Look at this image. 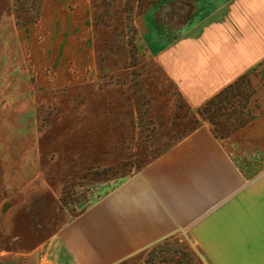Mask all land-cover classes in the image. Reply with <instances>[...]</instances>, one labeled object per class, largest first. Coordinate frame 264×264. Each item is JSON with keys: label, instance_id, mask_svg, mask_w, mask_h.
<instances>
[{"label": "crops", "instance_id": "obj_1", "mask_svg": "<svg viewBox=\"0 0 264 264\" xmlns=\"http://www.w3.org/2000/svg\"><path fill=\"white\" fill-rule=\"evenodd\" d=\"M140 21L156 74L170 89L166 111L149 107L167 129L180 102L196 113L264 63V0H166ZM21 83L11 90L19 98ZM258 107L254 120L225 139L203 122L62 224L51 179L104 169L110 156L98 131L63 161L48 155L46 167L31 140L0 138V264H117L180 236L211 264H264V106Z\"/></svg>", "mask_w": 264, "mask_h": 264}, {"label": "rangeland", "instance_id": "obj_2", "mask_svg": "<svg viewBox=\"0 0 264 264\" xmlns=\"http://www.w3.org/2000/svg\"><path fill=\"white\" fill-rule=\"evenodd\" d=\"M156 1L0 0V138L31 140L46 167L48 155L63 161L80 152L85 135L95 141L98 131L110 156L104 169L93 167L67 181L73 173L68 170L51 179L55 219L61 224L168 150L185 136L189 121L198 118L185 105L177 107L171 118L178 113L180 126L174 128L171 122L167 129L149 108L166 111L171 99L140 31L141 16L155 7L152 2L159 4ZM87 57L89 64H83ZM61 62L63 67L58 66ZM248 76L254 92L250 107H263L264 63ZM20 83L21 98L11 92L19 90ZM35 85L45 90L34 94ZM163 242L127 258L125 264H145L151 250ZM168 242L170 248L189 251L194 264H211L187 238Z\"/></svg>", "mask_w": 264, "mask_h": 264}, {"label": "trees", "instance_id": "obj_3", "mask_svg": "<svg viewBox=\"0 0 264 264\" xmlns=\"http://www.w3.org/2000/svg\"><path fill=\"white\" fill-rule=\"evenodd\" d=\"M163 1L166 0H159L156 3ZM151 4L153 6L156 5L155 2ZM253 94L254 92H252L250 87L248 74L240 76L233 83L207 100L196 111L198 118L189 121L190 126L188 128L186 127L187 131L184 132L185 136L195 131L201 125L200 120L207 123L215 138L225 139L231 136L257 117V112L259 111L258 105H255L253 108L250 107ZM182 107V103H179L178 108L180 109ZM176 118H179L178 113L172 120V126L174 128L180 126L176 122ZM79 214L73 217H77ZM168 243V240H164L161 247L152 249L148 254L147 260L144 261L145 264H194L192 254L189 251L170 248ZM128 260H123L117 264H125Z\"/></svg>", "mask_w": 264, "mask_h": 264}]
</instances>
